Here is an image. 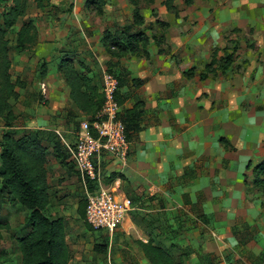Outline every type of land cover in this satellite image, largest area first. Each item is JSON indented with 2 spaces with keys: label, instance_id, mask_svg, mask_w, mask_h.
<instances>
[{
  "label": "rangeland",
  "instance_id": "obj_1",
  "mask_svg": "<svg viewBox=\"0 0 264 264\" xmlns=\"http://www.w3.org/2000/svg\"><path fill=\"white\" fill-rule=\"evenodd\" d=\"M86 1L51 0L55 7L46 5V8L42 10L34 0H31L26 18L9 32L10 56L13 61L11 72L14 79L20 78L26 84L25 89H18L21 97L15 102L12 130L18 132V135L36 130L51 132L60 130L66 140L71 143L75 140V133L80 129V124L85 119L84 115L73 107L66 91L68 86L59 72L58 78L54 82L52 79L50 81L51 85L55 83L57 89L53 96L47 80H42V70L45 68L51 74L57 73V64L62 57L85 56L101 85L104 84V68L115 73L117 63L109 58L100 40L106 29L115 32L124 25L133 23V6L128 0L126 2L108 0L104 7V15H98V7L94 4L87 7ZM137 1L145 18L142 28H146L149 35L161 37L165 34L166 36L161 43L162 52H167L168 55L175 52V60H182L184 48L173 49L167 42L169 34L176 39H179L181 35H196L197 39L193 40L195 44L190 43V48H210L208 56L199 59L197 65H193L188 70L195 67V73L202 72L205 66L215 59L217 63L214 67L217 72L211 74L214 79L216 76L225 79L238 76L240 80L249 74L246 70L250 67L247 52L258 50L259 42L264 39V33H262L264 28L258 25H262L264 20V0H191V3L188 0H175L176 11L168 9L169 7L163 3L164 0ZM11 6L12 0H6L0 4V23H2V13L9 10ZM169 18H172L175 25L172 32V23ZM28 20L34 21L39 33V42L23 51L18 47L17 32L22 23ZM152 43L150 50L157 48ZM236 46L239 49L232 68L228 74H223L219 66L226 53L225 48L232 52ZM41 81L47 82L46 93H43L39 86ZM5 131L11 130H8L5 120L0 117V141ZM51 136L54 140L57 139L54 135ZM45 145L48 146L47 143ZM52 147V145L49 146L47 164L51 193L49 213L52 217H63L66 220L67 240L73 256L71 264H124L122 261L127 264H146L148 260L137 244V241L143 238L154 239L178 259L179 253L186 251L181 247L190 241L189 233L198 229L199 221L206 224L208 227L206 231L220 226L217 219L204 218L199 208V206L203 207L201 204L186 208L190 214L197 216L194 218L190 217L189 213L187 214L175 201L172 202L173 199L170 201L164 199L160 203V208L157 209L162 211L152 213L145 211L155 206L152 202L163 196V192L153 196L132 192L130 179L118 171L112 173L110 178V174H107L108 184L118 178L121 179L119 192L130 197L135 208L130 213L131 221L128 219L115 231L112 238L108 232H96L79 211L81 204L85 203V193L78 173L70 165L62 166L56 159ZM256 165L252 164L249 173L245 174L247 175L245 178L247 198L259 202L261 208L260 216L251 226L254 228L253 232L258 228L264 229V191L254 184L253 169ZM197 173L190 169L188 179L196 178ZM180 182L181 180L178 179L175 183ZM164 190L171 197L178 195L174 186L170 187V183L164 187ZM213 190L220 189L213 187ZM222 191L225 192L224 189ZM234 192H239V187L231 186L222 194L231 195ZM221 197L223 196H217V198ZM167 205L176 210V217H172L174 220L165 216L169 213ZM213 205L216 203L213 202ZM28 215L29 211L19 203L11 201L6 192L0 193V264L22 263L18 241L31 230V226L27 223ZM157 216L160 218L157 219ZM157 223L160 224L156 225ZM236 225L245 230L247 223L243 218H237ZM225 226L227 225L224 224L223 227ZM160 227L161 235L154 234L153 232ZM210 238L213 240L215 236L210 235ZM258 238L259 235L254 239L256 243ZM232 253L244 257V261L240 260L239 263L264 264V251L256 254L247 248H239L234 249Z\"/></svg>",
  "mask_w": 264,
  "mask_h": 264
},
{
  "label": "crops",
  "instance_id": "obj_2",
  "mask_svg": "<svg viewBox=\"0 0 264 264\" xmlns=\"http://www.w3.org/2000/svg\"><path fill=\"white\" fill-rule=\"evenodd\" d=\"M169 19L172 32L175 25L172 18ZM261 24L259 27L264 28V20ZM196 39V35L190 34L181 35L179 39L168 35L167 42L173 49L184 48L181 61L175 60V52L161 54L157 48L150 50V58L132 55L114 58L118 73L125 71L128 79L145 80L140 87L129 82L122 88L127 93L125 106L131 108L137 101H143L144 116L141 132L131 141L128 162L121 164L108 157L104 159L103 167L110 175L118 171L125 174L130 179L132 192L151 196L163 192V196L152 202L155 206L145 211H162L157 209L160 203L164 199H173L172 202L175 201L187 214L186 208L201 204L203 207L199 208L204 218L218 220L220 226L214 230L206 231V224L199 221L198 229L189 233L190 241L181 247L186 251L179 253V256L188 254L187 264H235L244 261V257L238 253L233 255L234 249L247 248L256 254L264 251L263 228L254 232V239L259 235L257 243L252 239L240 244L234 234L237 218H243L245 223L253 226L261 213L259 202L247 198L245 174L250 171L247 168L250 162L256 165L264 159V39L259 42L258 50L247 52L249 74L243 79L239 80L238 76L233 79L216 76L214 79L210 75L205 81L200 78L201 72L191 78L184 75L199 59L208 56V47L190 48V43ZM75 58L90 66L85 56ZM91 74H94L93 70ZM57 76L58 71L55 75L48 71L45 78L52 96L57 89L50 81L54 82ZM96 79L100 81L97 76ZM67 89L69 94V87ZM190 169L198 172L196 178L188 179ZM178 179L181 182L175 183ZM116 182L120 188V178L111 185ZM169 183L178 195L171 197L164 190ZM234 185L239 187V192L222 194ZM213 187L220 190H213ZM219 195L223 197L217 198ZM167 206L169 213L165 216L174 220L176 210ZM128 219L131 221L130 214L125 222ZM224 224L227 226L223 227ZM160 229L153 233L161 235ZM243 230L239 228V233ZM210 235L215 238L212 240Z\"/></svg>",
  "mask_w": 264,
  "mask_h": 264
},
{
  "label": "trees",
  "instance_id": "obj_3",
  "mask_svg": "<svg viewBox=\"0 0 264 264\" xmlns=\"http://www.w3.org/2000/svg\"><path fill=\"white\" fill-rule=\"evenodd\" d=\"M34 1L42 10L46 8V5L55 7L51 0ZM128 1L133 6L134 21L115 32H111L110 29L104 31L100 41L105 52L112 59H121L127 55L150 58L149 47L153 40L152 44L156 45L159 53H164L161 49V43L165 40V34L161 37L149 35L147 29L142 28L145 18L138 1ZM174 1L164 0L163 3L169 7L168 9L176 11L177 7ZM188 1L191 3V0ZM4 2L6 0H0V4ZM30 2L31 0H12L11 8L2 13V23H0V117L5 120L8 130H11L5 131L0 141V193L6 192L11 201L19 203L29 211L27 223L31 226V230L18 241L22 255L21 264H71L73 256L67 240L66 220L63 217H52L49 213L51 202L49 169L47 167L49 146H53L56 159L61 162L62 166L70 165L71 168L75 170L76 168L69 161L67 148L55 130L53 132L36 130L20 135L12 130L15 102L21 97L18 89H25L26 84L20 78H13L11 72L13 61L10 56L11 46L8 34L22 19L26 18L29 13ZM107 2L108 0H87L86 6L94 4L98 7L97 14L104 15V7ZM17 41L18 47L23 51L30 49L39 42V33L33 20L22 23L17 32ZM238 49L239 47L236 46L230 52L228 48H225L226 53L219 66L223 74H228L231 70ZM215 63L217 62L213 59L205 66L204 71L200 74L202 81L207 80L211 74L217 72L214 67ZM57 71L69 87V96L73 107L85 118H92L102 107L104 97L103 85L97 82L95 74H91L90 66L67 55L61 58ZM42 72V80H44L48 71L45 68ZM195 72V67H193L185 71L184 75L191 78ZM114 74L119 78L117 99L122 106L121 118L126 125L127 138L132 141L138 137L142 130L144 102L137 101L131 108H127L125 106L127 93L123 92L122 88L126 87L129 82L140 87L145 83V80L128 79L125 71L118 73L115 70ZM51 135L57 139L54 140ZM226 145L228 146L229 143L226 142ZM251 167L252 162L247 168L250 170ZM76 172L79 176V172L77 170ZM253 173L254 184L264 191V159L254 167ZM84 196L85 203L84 205L81 204L79 211L86 219V195L84 194ZM245 227V230L239 233L238 225H235L234 234L240 244H246L255 237L253 230L251 231L252 227L248 224ZM137 244L150 264H187L189 259L188 254L185 253H182L177 259L167 248H164L154 239L138 240Z\"/></svg>",
  "mask_w": 264,
  "mask_h": 264
},
{
  "label": "built area",
  "instance_id": "obj_4",
  "mask_svg": "<svg viewBox=\"0 0 264 264\" xmlns=\"http://www.w3.org/2000/svg\"><path fill=\"white\" fill-rule=\"evenodd\" d=\"M102 107L92 118H85L71 143L55 130L69 153V161L79 172L86 195V221L96 231L108 232L112 238L133 211V201L119 192L118 182L108 184L105 158L126 164L131 153V141L127 138L126 125L121 118L122 106L117 99L119 78L103 71ZM43 93L47 84L40 82ZM92 185V186H91Z\"/></svg>",
  "mask_w": 264,
  "mask_h": 264
}]
</instances>
